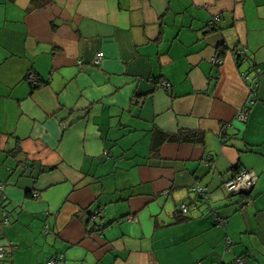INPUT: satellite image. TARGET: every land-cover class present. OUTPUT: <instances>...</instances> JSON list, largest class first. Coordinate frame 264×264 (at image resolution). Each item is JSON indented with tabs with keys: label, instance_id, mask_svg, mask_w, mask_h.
Returning a JSON list of instances; mask_svg holds the SVG:
<instances>
[{
	"label": "crops",
	"instance_id": "obj_1",
	"mask_svg": "<svg viewBox=\"0 0 264 264\" xmlns=\"http://www.w3.org/2000/svg\"><path fill=\"white\" fill-rule=\"evenodd\" d=\"M255 68L264 0H0V264H264V75L236 119ZM235 168L257 180L229 208Z\"/></svg>",
	"mask_w": 264,
	"mask_h": 264
},
{
	"label": "built area",
	"instance_id": "obj_2",
	"mask_svg": "<svg viewBox=\"0 0 264 264\" xmlns=\"http://www.w3.org/2000/svg\"><path fill=\"white\" fill-rule=\"evenodd\" d=\"M217 20L218 18H214L213 22H216ZM246 53H247V50L245 48H240L236 51L239 61L246 60ZM102 58H103V53L102 52L97 53L96 59L94 61L95 65H99ZM211 64L213 66L218 67L219 65L222 64V61L217 57H213L211 60ZM263 75H264V71L262 69L255 68V76L253 78H250L247 75L243 76V80L247 83V87H248V99L246 101V104L236 114V119L242 123H246L248 116H249V108H251V106H253L256 102V96H257L256 90L258 87L257 78ZM27 80L30 81L32 86L38 85L33 73H29L27 75ZM149 81L152 82L153 79H150ZM158 86L165 91L170 90L171 88L170 84L166 81H159ZM205 166L212 170L213 163L211 162L210 159L205 160ZM256 180L257 178L254 175V173L247 171V170H240L239 172L234 174L227 182H225L224 189L229 196L239 195L243 191L250 190L255 184ZM4 188H5L4 185H0L1 200L5 199ZM193 191L196 194L197 200H201L202 203L206 205L207 211L211 214H214L215 225L219 228L224 227L225 222L221 218H219V216L215 213L214 204L210 198V193H209L208 188L200 187L196 185L193 187ZM179 210L183 215H186L188 213L187 203H184V202L180 203ZM0 214H1L2 225L7 226L9 224V220H8V216H7L8 214L6 210L1 209ZM44 232L45 233L48 232L47 226H45ZM231 247H232V241L226 238L224 241L223 254L224 255L229 254L231 252ZM4 256H5V252L3 248H0V260H2ZM58 260L63 261V258L60 257L58 259H49L47 260L46 264H56ZM234 264H244V261L242 258H236L234 259Z\"/></svg>",
	"mask_w": 264,
	"mask_h": 264
},
{
	"label": "rangeland",
	"instance_id": "obj_3",
	"mask_svg": "<svg viewBox=\"0 0 264 264\" xmlns=\"http://www.w3.org/2000/svg\"><path fill=\"white\" fill-rule=\"evenodd\" d=\"M222 193H221V199H222V201H220L221 203H225L226 204V207H233V206H229V200L227 199V200H225L224 199V194L226 195L227 193H226V191H225V189L224 188H222ZM256 191L255 192H253V195L255 196L256 195ZM228 195V194H227ZM191 196V195H190ZM193 196V195H192ZM236 198V197H235ZM258 198H261V200L262 201H264V194H260L259 196H258ZM224 199V200H223ZM214 205H215V203H214ZM231 240V239H230ZM232 241V240H231ZM223 256H224V254H223ZM235 259V258H234ZM233 263H234V260H233Z\"/></svg>",
	"mask_w": 264,
	"mask_h": 264
},
{
	"label": "trees",
	"instance_id": "obj_4",
	"mask_svg": "<svg viewBox=\"0 0 264 264\" xmlns=\"http://www.w3.org/2000/svg\"><path fill=\"white\" fill-rule=\"evenodd\" d=\"M186 135H189L188 137H191L192 139H197L198 135L196 133H186ZM241 169H234V174H236L237 172H239Z\"/></svg>",
	"mask_w": 264,
	"mask_h": 264
}]
</instances>
